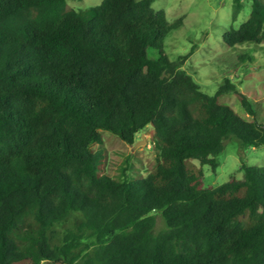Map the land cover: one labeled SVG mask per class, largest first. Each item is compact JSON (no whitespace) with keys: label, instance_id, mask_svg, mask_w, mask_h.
Listing matches in <instances>:
<instances>
[{"label":"trees","instance_id":"trees-1","mask_svg":"<svg viewBox=\"0 0 264 264\" xmlns=\"http://www.w3.org/2000/svg\"><path fill=\"white\" fill-rule=\"evenodd\" d=\"M154 1L79 11L0 0V264H264V166L206 186L188 163L215 170L230 140L264 145V122L231 78L202 89L185 68L193 50L169 56L166 36L184 18L171 24ZM251 7L227 45L264 42V0ZM150 126L154 169L103 172V130L133 144Z\"/></svg>","mask_w":264,"mask_h":264},{"label":"rangeland","instance_id":"rangeland-1","mask_svg":"<svg viewBox=\"0 0 264 264\" xmlns=\"http://www.w3.org/2000/svg\"><path fill=\"white\" fill-rule=\"evenodd\" d=\"M102 0H68V5L83 11L98 5ZM243 7L238 19L233 20L235 0H155L156 9H164L168 21L173 24L183 17V22L169 31L164 49L172 59L181 54L193 53L185 63V68L194 76L202 89L214 94L224 79L234 80L241 91L246 93L257 111L260 121L264 122V42H252L229 46L224 42V32L233 24L239 27L251 14L252 0H241ZM246 53L252 59L241 56ZM152 56L158 52L152 50ZM221 101L231 104L241 115L252 119L243 107L239 96L227 93ZM152 126L137 135L133 144L124 141L118 134L103 130L104 144H93L95 151L103 149V172L114 177L125 173L128 179L146 176L158 164L157 150L150 139ZM147 137L142 143L138 142ZM220 164L214 170L210 165L200 166L197 159L188 163L203 168L206 186H216L232 177L243 178V164L264 166V145L243 146L239 140L227 142L219 154ZM165 227V221L158 215L155 231Z\"/></svg>","mask_w":264,"mask_h":264},{"label":"water","instance_id":"water-1","mask_svg":"<svg viewBox=\"0 0 264 264\" xmlns=\"http://www.w3.org/2000/svg\"><path fill=\"white\" fill-rule=\"evenodd\" d=\"M147 139V137L144 135V139L143 140H140L139 142H138V144L139 143H142L143 141H145Z\"/></svg>","mask_w":264,"mask_h":264}]
</instances>
